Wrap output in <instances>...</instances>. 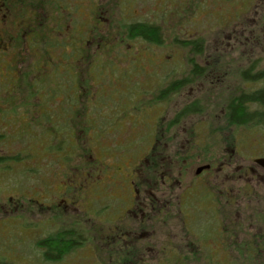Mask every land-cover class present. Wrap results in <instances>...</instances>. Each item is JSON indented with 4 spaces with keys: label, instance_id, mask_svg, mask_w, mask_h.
I'll use <instances>...</instances> for the list:
<instances>
[{
    "label": "flooded vegetation",
    "instance_id": "af4514ba",
    "mask_svg": "<svg viewBox=\"0 0 264 264\" xmlns=\"http://www.w3.org/2000/svg\"><path fill=\"white\" fill-rule=\"evenodd\" d=\"M78 1L0 0V26L7 20L1 7L9 4L14 37L6 42L12 101L39 104L40 111L20 114L10 125L0 123V136L7 138L0 139V158L7 159L0 164V264H264V165L257 161L264 156L251 157L248 148L241 152L229 140L219 145V119L209 107L230 84L219 55L241 42L259 41L264 0L231 2L241 10L234 9L236 20L222 22L228 30L219 35L210 61L201 48L172 50L177 33H168L157 20L163 15L184 27L192 20L191 0H153L152 22L163 40L171 41L167 52L138 43L128 45L117 62L104 59L108 65L86 66L78 59L72 67L75 85L89 91L92 112L65 114L64 105L85 101L80 93L47 96L40 87L39 96L28 95L31 84L37 92L38 80L46 77L31 73L29 5H75L77 13L68 17L73 30L75 15L94 22L96 13L95 0ZM131 1L117 4L125 17L142 21L131 16L136 6ZM231 3L219 0V8ZM107 6L114 7L109 0L98 6L102 30L111 24ZM22 22L27 24L23 36ZM86 29L91 30L82 25L74 35ZM95 39H87V46ZM142 54L151 56L152 64L141 63ZM59 69L62 80L63 66ZM8 100L0 97V105ZM74 118L91 120L87 130H79L80 120L69 121ZM63 125H76L77 134L88 137L83 147H67L66 154L59 145ZM53 135L58 144L51 146ZM17 140L19 149L6 147ZM101 142L106 144L102 155L96 148ZM38 145L42 154L35 158ZM21 170L28 176L11 177ZM58 246L72 252L56 262Z\"/></svg>",
    "mask_w": 264,
    "mask_h": 264
},
{
    "label": "trees",
    "instance_id": "16d2710c",
    "mask_svg": "<svg viewBox=\"0 0 264 264\" xmlns=\"http://www.w3.org/2000/svg\"><path fill=\"white\" fill-rule=\"evenodd\" d=\"M216 1L219 2V0ZM228 1L231 3L235 0ZM197 2V8L194 11L193 8H191L188 14L191 15V19H194L198 15V12L201 11L203 7H205V5L200 7L201 4H199L200 2L205 4L204 0H197ZM117 3L118 2H114L112 4L114 7H111L110 9H108V6L107 9H104L111 13V16H109L111 18V24L105 30L100 28L102 22L100 20V12L98 9V6H103L104 4H96L97 7L96 13L94 15V22L88 20L83 21L81 16L80 18L73 17V20L71 21V27L73 30L68 29V17H72L73 14H76L75 5H29L30 22L28 24V35H30V48L33 49L30 61V65L32 66L31 73H46V77L44 79L38 80L39 90L37 92L35 90L36 85L34 82L31 84V87H29L28 91L29 96H39L41 92L40 87L42 88V92H46L47 96H56V93L59 92L66 97H74L77 95L76 93H80L79 96L85 98V101L81 100L80 104H78L79 107H74L72 104L64 105V113L84 114L87 112H92V105L87 103L89 91L82 87L77 89L75 85L72 67L78 64V59L82 60V64L84 63L86 66L89 64H92L93 66H102L110 64L109 61H104V59H108L114 52H118L120 55H122L121 52L127 49L128 45H130L132 48H136L138 43H149L152 44V46L157 45L158 47H162L163 36L161 35V29L158 28L155 22H152L151 20L140 21L137 19H128L123 15V10H125L124 7ZM120 6L122 8H120ZM119 8L122 12V15L120 17H116V12ZM9 9V4L2 5L1 12L5 13L7 20H5V23H2L0 26V44L4 45L1 47L2 49L5 48V51H0V73L3 77L0 81V97H4L7 100L9 99L8 101H4V104L0 105V123H4L6 125L17 122L20 119V114L35 111L40 112L37 110L39 104H17L12 101V97H14V89L10 86V81L8 79V74L10 71L8 62L9 47L6 45V42H9L10 39L14 38L13 35H11L12 31L10 30V20L8 19ZM22 17H24V15H22ZM82 25L90 27L92 31L86 29V32L80 31L79 36L74 35L76 30L79 31V27ZM19 27L20 30H22L19 33H21V36H23L27 24L22 22ZM93 36L96 38L94 45L87 46V39L90 40ZM182 40V47L179 46V48L188 49L186 46H188L190 42L185 41L184 39ZM199 40L200 39L192 40L190 43L191 49H199L202 46V43ZM176 41H180V39L176 37L175 42ZM43 42H45V45H43ZM93 47L98 48L99 52L96 54L88 52ZM59 49H63L61 56H59V51H57ZM76 49H80L79 53L75 51ZM59 57H62V62ZM93 58H95V61L97 60L96 63L90 62V59L92 60ZM98 60L100 61L98 62ZM59 66H63L62 80L58 78L60 74ZM35 67H38V70H35ZM251 73L252 72L248 70L242 72V77L246 82L253 83V79H257V77L261 75L253 73L251 75ZM24 91L27 92V89ZM47 107H49V105ZM79 120V130H87V125L90 124L91 120L83 118ZM79 120L74 118L70 119L69 121L78 122ZM223 120L230 127H254L259 125L264 127V85H261L256 89L240 91L229 98L227 104L224 105L219 121L221 122ZM221 125L222 127H219L221 131L227 129L223 124ZM76 129V125H63L64 137L62 138V144L59 143V145H64V151L66 154L69 153L68 148L71 149V146L74 147L76 144V146L78 145L79 147H83L84 145L82 140L87 136H80L77 134ZM0 130L2 129L0 128ZM72 136L74 139L78 138V142L76 139L74 141ZM2 137L4 136H0V139ZM50 137L51 138L48 142V145H57L58 143L56 142L58 137H55L54 135ZM4 139L7 138L4 137ZM82 155L83 153L81 150L79 157H82ZM5 160L7 159L0 158V164H2ZM13 160L18 161L19 159L17 156H15ZM57 251L61 252L57 255V257L55 256L56 258L54 261L56 262L57 260L59 261L62 259V257L70 254L72 249L58 246Z\"/></svg>",
    "mask_w": 264,
    "mask_h": 264
},
{
    "label": "rangeland",
    "instance_id": "374dc122",
    "mask_svg": "<svg viewBox=\"0 0 264 264\" xmlns=\"http://www.w3.org/2000/svg\"><path fill=\"white\" fill-rule=\"evenodd\" d=\"M108 0H95L97 4H107ZM113 4L114 2H121L122 0H109ZM128 1V0H126ZM134 1V2H132ZM129 4L135 3L136 6L134 8V11H131V16L140 18L141 20H151L152 21V10L149 8V4L153 3V0H132ZM205 4H201L200 7H203L201 11L198 12V15L186 23L183 27L179 25H172V23L167 22L168 18L164 17L163 15H159V18L157 20L162 24L163 28L166 29V31L169 33L171 31H174L177 33L176 37L180 39H185V41H189L190 43L192 40H198L202 43V46L200 47L202 50H204L203 53H206L208 56V61H210L211 56L214 55L215 49L221 39H219V35L221 37H224L225 31L227 32L228 27L226 25H223V23H228L229 20L234 21L237 19L238 15L234 13V9L241 10L239 8L240 5L236 4H223V8L226 10L219 8V2L216 0H204ZM198 3L197 0H191V6L190 9L193 8V11L197 8L196 4ZM207 3V4H206ZM76 4H80L78 0H76ZM82 4V3H81ZM181 4H176L174 8H178ZM222 5V4H221ZM236 7V8H235ZM76 8V7H75ZM76 8V13H77ZM189 14V13H188ZM122 15V12L120 11V8L116 12V17H120ZM76 18H78L77 15H75ZM161 17V18H160ZM164 22V23H163ZM219 22H223V26H219ZM262 24L264 26V20L262 21ZM98 25V24H97ZM102 28L103 25H100ZM221 29V30H220ZM182 32L184 34H182ZM179 34V35H178ZM181 41H174L175 45L171 47L172 50H178L182 49L179 48L182 47ZM163 45L160 47L161 53L167 52V49L169 48L168 44L171 42L168 38H165L162 40ZM218 42V43H217ZM178 45H177V44ZM188 44L186 46L188 49H191V44ZM145 48H151L152 44H146L141 43ZM252 47V48H251ZM199 48V49H200ZM164 54V53H163ZM121 55L118 52H114L109 59H112L114 61H119ZM151 56H148L147 54L143 56H139V60L141 63L143 62H149V64H152V61H150ZM183 59L182 54L179 56ZM215 63V62H214ZM224 71L229 70L228 79L230 81V84L224 85V87L220 88L219 90V100L216 98H212L214 100L213 103L209 105V107L212 109V113L214 116L217 117V119L220 120V117L223 112L224 105L227 104L228 99L231 98L233 95L237 94L240 91H246L251 89H256L260 87L261 85H264V28L261 34H259V41L254 42L253 45H249L246 43H239L233 50L228 51L224 53L223 55H219V63H218ZM115 70L118 71L120 68L115 65ZM251 71L253 74H261L257 79H253V83H248L246 85V81L242 77V72L245 71ZM251 73V75H252ZM111 81H115L112 80ZM129 106V104H128ZM218 120V121H219ZM219 127H222L221 124L224 125L226 130H223L222 132H219V145L225 143V140H229L231 142H234L238 145V149L242 151H245L247 148V154L252 156H264V127L263 126H254V127H238L235 126H228L225 121H219ZM20 140L12 142L8 146L11 150H17L21 147V144L19 143ZM36 142L41 143L40 137L37 138ZM241 142L243 144L241 145ZM32 143V142H31ZM41 146V144H39ZM38 145V146H39ZM38 147L37 151L28 149L27 152H30L34 154L35 152V158L37 155L42 154L41 150ZM106 147L105 142H101V144L97 145L96 148L99 150V153L101 155L104 153V149ZM44 150V149H43ZM263 154V155H261ZM101 160H105L104 157H99ZM20 177V176H28L26 175L24 170H21L20 172H17L16 175H13L11 177ZM4 252L2 251V256ZM16 258H20L19 256H16ZM219 264H227V263H219ZM228 264H234V263H228ZM242 264V263H241Z\"/></svg>",
    "mask_w": 264,
    "mask_h": 264
},
{
    "label": "water",
    "instance_id": "95a60500",
    "mask_svg": "<svg viewBox=\"0 0 264 264\" xmlns=\"http://www.w3.org/2000/svg\"><path fill=\"white\" fill-rule=\"evenodd\" d=\"M257 161H259L260 163L264 165V158L258 159Z\"/></svg>",
    "mask_w": 264,
    "mask_h": 264
}]
</instances>
